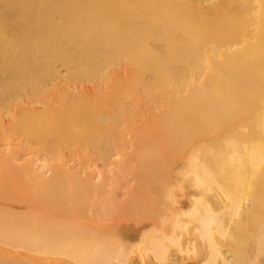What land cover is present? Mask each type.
Here are the masks:
<instances>
[{
    "label": "bare ground",
    "instance_id": "bare-ground-1",
    "mask_svg": "<svg viewBox=\"0 0 264 264\" xmlns=\"http://www.w3.org/2000/svg\"><path fill=\"white\" fill-rule=\"evenodd\" d=\"M1 136L0 264H264V0H0Z\"/></svg>",
    "mask_w": 264,
    "mask_h": 264
},
{
    "label": "rangeland",
    "instance_id": "rangeland-1",
    "mask_svg": "<svg viewBox=\"0 0 264 264\" xmlns=\"http://www.w3.org/2000/svg\"><path fill=\"white\" fill-rule=\"evenodd\" d=\"M0 138H1L0 141H2V142H0V144L5 143V142L7 141V140H5V138H3L2 136H1ZM20 147H22V146H20ZM20 147H19V148H20ZM22 148H23V149H18V152L21 151L20 153H22V155L28 153L27 155L29 156L30 154H32V153H31V152H32L31 150H27L28 152H26V150H24V147H22ZM23 151H24V152H23ZM29 152H30V154H29ZM34 154H35L36 156H39L41 153H40V154H39V153H34ZM40 156H42V155H40ZM66 156H68V155L66 154L65 156H63V158H64L65 160H69L68 158H70L72 155H71V156L69 155L68 157H66ZM90 156L93 157V158L95 157V159H96V157H97V156H92V155H90ZM73 157H74V156H73ZM75 157H76V156H75ZM75 157H74V158H75ZM41 158H43V157H41ZM71 158H72V157H71ZM91 159H92V158H91ZM95 159H93V160H95ZM89 163H90V162H89ZM101 164H102V162H100V161H98V160L96 161V165H98V167H99L98 169H100L101 172H102V171L104 172L105 169H106V167H105V168L103 167V168L101 169V167H102ZM84 166H86V165H84ZM98 171H99V170H98ZM103 172H102V175H100V176L98 177V180H100V179L102 180V179H104V178H107V176L109 175V174H107V176H106V173H105V172L103 173ZM98 173L101 174L100 172H98ZM105 176H106V177H105ZM103 177H104V178H103ZM108 182H109V181H108ZM108 182H107V183H108ZM117 191H120V189H118ZM188 264H190V263H188Z\"/></svg>",
    "mask_w": 264,
    "mask_h": 264
}]
</instances>
